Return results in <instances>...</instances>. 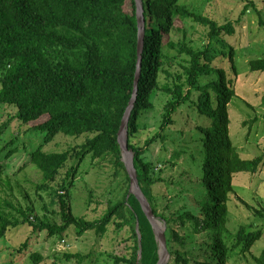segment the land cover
Here are the masks:
<instances>
[{"label": "trees", "instance_id": "obj_1", "mask_svg": "<svg viewBox=\"0 0 264 264\" xmlns=\"http://www.w3.org/2000/svg\"><path fill=\"white\" fill-rule=\"evenodd\" d=\"M141 4L142 62L127 124V146L134 153L138 184L154 215L166 225L167 264H229L231 256L249 253L262 234V225L243 222L235 231L228 227V200L235 191L233 177L242 171L255 173L264 165V154L242 157L229 134L228 106L236 95L237 70L234 50L222 35L234 33L233 21L219 22L179 0H141ZM249 7L264 29L261 10L253 0H247L242 13ZM194 24L204 29L203 43L187 38ZM137 31L136 0H0V103L15 108L14 117L25 125L18 130L20 134L40 131L44 143L58 133L84 138L61 151H46L39 144L28 152V161L41 174L36 192H48L50 203L57 205V210H50L52 217L44 204V214H39V207L15 174L4 172L0 162V238L22 224H27L31 233L46 231L49 236L60 237L70 228L78 236L87 230L104 236L113 226L116 237L125 228L122 240L131 241L127 253H109L115 264L158 261L152 226L138 199L129 192L130 178L117 141L134 87ZM174 31L182 35L173 38ZM220 61L229 63L227 70ZM249 67L264 71V57L250 60ZM158 92L167 95L161 121L154 132L136 143L133 138L147 128L142 116L154 107L152 97ZM261 100L264 105V93ZM184 105L209 119L192 131L198 134L203 149L201 162L194 164L198 171L190 172L204 190L193 196L194 209L187 203L172 207L184 197L182 192L168 198L156 191L158 184L173 181L162 177L161 170L156 172L154 163L145 157L152 145L166 140L175 114ZM17 139L3 147L5 157L17 150ZM179 153L175 151V155ZM86 155L91 161L88 169L104 167L112 176L122 174L127 181L122 195L107 201L104 212L92 219L73 212L70 195L75 178H84L86 170L80 166ZM69 163L72 165L67 167ZM14 189L21 193L23 204L15 198ZM254 213L264 219V210L255 209ZM199 234L204 235L202 241H197ZM27 243L28 237L18 250ZM64 255L80 256L68 251ZM253 258L255 264H264V247ZM42 259L37 251L29 255L33 264Z\"/></svg>", "mask_w": 264, "mask_h": 264}, {"label": "rangeland", "instance_id": "obj_2", "mask_svg": "<svg viewBox=\"0 0 264 264\" xmlns=\"http://www.w3.org/2000/svg\"><path fill=\"white\" fill-rule=\"evenodd\" d=\"M253 1L259 6L264 19V0ZM179 2L187 5L191 10L215 18L219 22L233 21L234 33L222 35L234 50L233 59L237 70L234 81L236 95L228 106L229 134L242 157L248 158L260 153L264 154V105L261 100L264 93V71H252L249 67L250 60L264 57V29L259 25L257 15L251 7L242 13L247 0H179ZM185 24L190 26V22ZM171 35L173 38H177L182 33L174 31ZM190 37L193 38L195 44L203 43L205 41L203 27L197 24H194L193 28L190 27L187 38ZM219 63L226 70L229 67L227 61ZM166 100L167 95L160 92L153 95L154 107L147 110L142 116V121L147 123V128L141 129L136 134L133 138L134 142L141 143L146 135L156 130L161 121V107ZM12 107L0 103V125L6 124L0 131V152H2L0 162L4 163V172L15 174L14 178L33 199L36 207L40 208L37 210L39 214H44L41 208L44 204L49 210V217H52L50 210H57V205L50 203L51 197L48 192H36L35 184L39 182L41 174L28 161V152L39 144L43 145L42 148L46 151H61L69 144L79 143L84 138L83 136L74 137L58 133L51 141L44 143V133L40 131H25L20 134L18 130L25 129V125L21 126L14 117L15 108ZM175 120V123L168 128L166 140L152 145L147 150L145 157L154 163L156 172L161 170L162 177L173 181L158 184L156 191L166 193L168 198H171L172 194L182 192L184 197L177 199L172 207L187 203L190 208L194 209L193 196H197L200 192L203 194L204 190L197 183L199 180L196 179V176L191 177L190 172L196 171L195 165L201 162L203 149L200 146L198 134H192V131L198 124L206 123L209 119L201 117L184 105L175 114ZM14 137L18 138L17 150L10 157H5L6 150L3 147L7 146ZM178 150L180 153L175 155V151ZM89 157L86 155L80 166V170H86L84 178H75L70 195L73 212L92 219L99 217L104 212L107 201L122 195L127 181L122 174L112 176L104 167L99 169L93 166L88 169V165L91 164ZM71 165L69 163L67 167ZM233 185L235 191L229 195L228 200V227L235 231L238 225L243 222L262 225L259 227L262 234L254 242L249 253L231 256L229 264H255L253 255L258 256L264 247V219L254 213L255 209L264 210V165L255 173L244 171L237 173L233 177ZM182 187L186 188L185 191L182 190ZM89 192H92V195H89ZM184 192L185 194H183ZM39 193L42 194V198H39ZM14 195L23 204L21 193H17L14 189ZM161 202L164 203V201ZM166 211L168 210L166 209ZM157 220L160 222V227L165 229L164 221L160 218ZM112 227L104 236H99L93 230H87L78 236L70 228L61 237L49 236L46 231L31 233L27 224L12 227L0 238V264H33L29 260V255L34 251L39 252L43 258L37 264H115L109 253L114 255L127 253L131 241L122 240V237L126 236L124 235L125 228L116 237ZM180 232L184 234L185 231L180 230ZM27 237L26 248L18 250ZM197 237V241L204 239L203 234H199ZM174 245L179 247L176 243ZM66 251L73 254L79 253L80 256L67 258L64 255ZM167 258L169 260V255Z\"/></svg>", "mask_w": 264, "mask_h": 264}, {"label": "water", "instance_id": "obj_3", "mask_svg": "<svg viewBox=\"0 0 264 264\" xmlns=\"http://www.w3.org/2000/svg\"><path fill=\"white\" fill-rule=\"evenodd\" d=\"M136 19H137V59H136V69L134 74V87L131 94V98L128 102V105L125 108L120 127L118 130V137L117 141L120 146L121 151V159L123 160L126 170L128 172L130 178V189L129 192H132L135 197L138 199L140 206L146 215L147 219L149 220L153 233L155 235V240L158 244V253L159 258L156 264H161L162 261L165 259V263L167 264L168 260V251L166 248V237L164 233V227H159L156 223L158 217H156L151 209V206L144 196L139 184L136 175V169L133 164V157L134 153L132 149L128 148L127 146V124L128 119L130 116L131 109L133 107L136 94H137V83L140 76V69H141V62H142V50H143V38H144V16H143V8L141 4V0H136ZM121 132H124V139H121ZM137 226V224H136ZM140 257V253L138 254Z\"/></svg>", "mask_w": 264, "mask_h": 264}, {"label": "bare ground", "instance_id": "obj_4", "mask_svg": "<svg viewBox=\"0 0 264 264\" xmlns=\"http://www.w3.org/2000/svg\"><path fill=\"white\" fill-rule=\"evenodd\" d=\"M120 136H121V139L123 140V139H124V132H121V135H120ZM156 223H157V225L160 227V222H159L158 220L156 221ZM161 227H162V226H161ZM161 227H160V228H161ZM164 263H165V259L162 261L161 264H164Z\"/></svg>", "mask_w": 264, "mask_h": 264}]
</instances>
